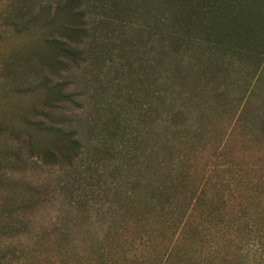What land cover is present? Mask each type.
<instances>
[{"label": "trees", "instance_id": "16d2710c", "mask_svg": "<svg viewBox=\"0 0 264 264\" xmlns=\"http://www.w3.org/2000/svg\"><path fill=\"white\" fill-rule=\"evenodd\" d=\"M86 8L128 18L154 61L140 192L36 228L41 193L0 150V264H264V0H0V138L45 165L81 153L42 119L72 94L37 74L78 58Z\"/></svg>", "mask_w": 264, "mask_h": 264}, {"label": "rangeland", "instance_id": "374dc122", "mask_svg": "<svg viewBox=\"0 0 264 264\" xmlns=\"http://www.w3.org/2000/svg\"><path fill=\"white\" fill-rule=\"evenodd\" d=\"M85 11L87 36L75 46L78 58L63 59L57 70L46 68L37 74L49 84L65 83L66 91L72 94L73 104L47 110L42 119L75 134L81 145L79 157L70 166L45 165L38 158L24 156L17 144L8 148L0 138V150H12L18 156L16 160L12 157L14 161L19 160L15 171L7 175L25 179L41 193L42 202L33 220L36 228L66 223L76 232L77 209L97 214L140 192L139 160L150 147L144 138L156 132L147 119L148 95L155 77L149 66L154 61L137 41L139 33L126 26L128 18L109 10ZM243 77L241 70L235 79L237 86ZM237 86L232 97H237ZM237 102L235 113L239 111ZM212 123L207 132L216 135L223 127ZM189 124L195 126L192 121ZM229 144L234 149L240 146L235 138Z\"/></svg>", "mask_w": 264, "mask_h": 264}]
</instances>
